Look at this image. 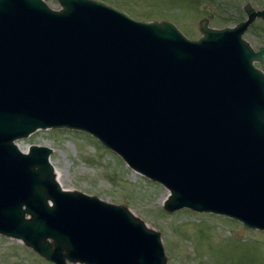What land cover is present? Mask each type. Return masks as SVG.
<instances>
[{
  "label": "water",
  "instance_id": "obj_1",
  "mask_svg": "<svg viewBox=\"0 0 264 264\" xmlns=\"http://www.w3.org/2000/svg\"><path fill=\"white\" fill-rule=\"evenodd\" d=\"M0 0V234L55 264H167L127 206L62 187L41 129L90 134L187 208L264 230V47L200 21H142L102 0Z\"/></svg>",
  "mask_w": 264,
  "mask_h": 264
},
{
  "label": "rangeland",
  "instance_id": "obj_2",
  "mask_svg": "<svg viewBox=\"0 0 264 264\" xmlns=\"http://www.w3.org/2000/svg\"><path fill=\"white\" fill-rule=\"evenodd\" d=\"M60 9L58 0H44ZM142 21L168 20L191 39L202 32L200 21L214 28L234 27L247 18L244 6L261 9L264 0H102ZM257 50L264 45V23L255 20L243 34ZM264 71V65L255 62ZM52 148L51 162L63 188L80 190L127 206L161 234L167 264H264V230L214 213L183 208L168 212L169 190L132 169L90 134L72 129H41L17 141ZM21 240L0 235V264H48Z\"/></svg>",
  "mask_w": 264,
  "mask_h": 264
},
{
  "label": "flooded vegetation",
  "instance_id": "obj_3",
  "mask_svg": "<svg viewBox=\"0 0 264 264\" xmlns=\"http://www.w3.org/2000/svg\"><path fill=\"white\" fill-rule=\"evenodd\" d=\"M263 5H262V7H261V9H256V8H254L252 5V7L257 11V12H259V11H263L264 10V2L262 3ZM248 5V4H247ZM246 6V5H245ZM245 6H244V11H245ZM246 12V11H245ZM247 14V13H246ZM247 17H248V15H247ZM257 19H261V21H262V23H264V18L262 17V16H257L256 17V19L255 20H257ZM254 20V21H255ZM253 21V22H254ZM261 47H264V45H262V46H260L257 50H259ZM29 250H30V252H32V254H35V255H37V256H39V257H42V258H44L41 254H39L37 251H35L34 249H32V248H28ZM45 259V261L48 263V264H55L53 261H51V260H48V259H46V258H44ZM66 263L67 264H91V263H89V262H87V261H85V260H81V259H79V260H70V259H66Z\"/></svg>",
  "mask_w": 264,
  "mask_h": 264
},
{
  "label": "bare ground",
  "instance_id": "obj_4",
  "mask_svg": "<svg viewBox=\"0 0 264 264\" xmlns=\"http://www.w3.org/2000/svg\"><path fill=\"white\" fill-rule=\"evenodd\" d=\"M56 173H57V179L59 180V173H58V171L56 170Z\"/></svg>",
  "mask_w": 264,
  "mask_h": 264
}]
</instances>
